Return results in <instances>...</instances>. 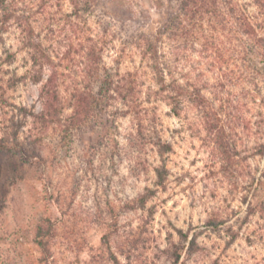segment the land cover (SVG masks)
I'll return each mask as SVG.
<instances>
[{
  "label": "rangeland",
  "instance_id": "obj_1",
  "mask_svg": "<svg viewBox=\"0 0 264 264\" xmlns=\"http://www.w3.org/2000/svg\"><path fill=\"white\" fill-rule=\"evenodd\" d=\"M30 1L25 12L32 22L40 18L44 26L51 24L57 37L68 34L75 44L84 34L103 37L106 29L116 35L118 48L139 32L159 35L177 5V0H79L76 20L70 18L69 0ZM250 9L258 13L256 5ZM205 27L216 48V72L236 79L227 95L239 115L234 110L230 117L219 115L215 125L224 127L221 142L193 113L181 124L166 103H144L156 131L173 148L161 156L152 145H142L139 122L117 100L66 138L51 129L37 149L43 162L32 154L0 151V264H116L115 258L120 264H264V125L259 117L264 56L249 54L250 41L231 23ZM259 35L264 38V32ZM20 36L13 22L0 45V78L29 68ZM9 54H16L11 63ZM117 55L107 51L102 67L111 69ZM135 62L139 65L138 58ZM133 66L128 61L123 69ZM50 73L40 85L20 84L10 94L13 102L40 112L42 85ZM32 127H25L22 142L28 144ZM163 162L169 173L165 189L155 185V167ZM148 190L156 194L145 209H127ZM40 225L52 226L49 253L36 243Z\"/></svg>",
  "mask_w": 264,
  "mask_h": 264
},
{
  "label": "trees",
  "instance_id": "obj_2",
  "mask_svg": "<svg viewBox=\"0 0 264 264\" xmlns=\"http://www.w3.org/2000/svg\"><path fill=\"white\" fill-rule=\"evenodd\" d=\"M20 1L26 8L31 2ZM44 1L49 3L51 0ZM69 1L74 9L70 18L79 20L81 1ZM254 2L177 0L159 35L139 32L120 41L118 48L114 45L116 35L106 29L103 37L84 34L74 44L68 34L57 37L53 26H44L40 18H35V25L32 17L25 12L26 8L21 9L18 2L0 0V45L10 32L12 23L16 22L21 29L20 52L28 54L29 63L24 74L7 72L6 80L0 78V151H19L25 156L32 154L33 159L43 162L37 149L43 145L51 129L61 131L66 138L74 129L87 124L94 113L103 110L102 107H109L117 100L127 107L126 114L139 122L137 136L142 145H152L161 156L172 152L173 148L156 131L149 112L142 108L144 103H166L181 124L193 113L220 143L224 127L215 125L219 115L230 117L233 110L234 115H239V110L232 106L228 97V84L236 79L229 74L216 72L217 65L213 60L216 48L213 39L206 34L205 26L207 24L217 29L231 23L238 34L250 41L247 43L249 54L263 57L264 38L259 33L264 32V2ZM252 5L257 6L258 13L250 9ZM46 40H55L56 46H53L54 43L52 46L47 45ZM63 46H69L68 50L63 51ZM110 50H116L118 55L113 67L108 69L102 67V63L103 55ZM15 58L16 54H9L8 63ZM54 58H59L60 64ZM135 58H138L139 65ZM128 61L134 64L133 70L123 69ZM203 63H206L207 69L202 68ZM61 66L64 70L59 73L58 68ZM47 72L51 73L48 81L42 85L40 112L13 102L10 94L20 84L40 85ZM207 72L214 74L213 77ZM237 83H240L239 79ZM63 88L64 91L61 90ZM254 100L257 102L256 97ZM262 103L264 105V99ZM67 110L72 111L70 116H66ZM259 117L262 126L263 110H260ZM29 123L33 126V133L26 144L21 141V137ZM28 146L32 151L28 150ZM155 173V185L165 189L169 177L166 164L163 162L155 167ZM155 194L156 191L148 190L136 204H128L127 209H145ZM47 222L50 223L49 220ZM51 230L52 226L46 229L40 225L37 228L36 243L46 253H49L46 238L53 236ZM179 258L176 257L177 260ZM114 260L120 264L116 258Z\"/></svg>",
  "mask_w": 264,
  "mask_h": 264
}]
</instances>
